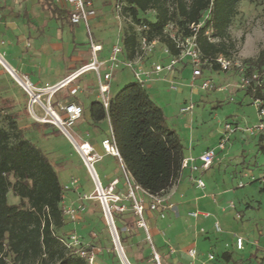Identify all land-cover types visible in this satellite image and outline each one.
Wrapping results in <instances>:
<instances>
[{"label": "rangeland", "instance_id": "obj_1", "mask_svg": "<svg viewBox=\"0 0 264 264\" xmlns=\"http://www.w3.org/2000/svg\"><path fill=\"white\" fill-rule=\"evenodd\" d=\"M29 1L39 4L42 9L56 6L69 12L66 0ZM119 1L124 0H93L97 15L92 22L90 21L92 37L109 52L134 26L128 14H124L123 11L121 15L117 14L115 5ZM9 4L6 5L4 1V6L0 5V11L9 9L13 13V7L11 3ZM263 8L264 0L240 1L237 14L229 26L230 36L235 41L234 48L229 49V56L241 63L240 69L233 68L229 72H222L206 68L202 77L195 82V87L191 88L189 84L192 68L179 64L173 76L163 72L160 75L163 79L150 82L148 85L152 88L150 92L147 91L150 98L162 109L168 126L175 130L184 148L189 146L190 149L196 150L217 145L226 134V124H232V127L236 128L224 149L217 152L213 167L201 176L207 185L206 196L210 200L206 201V206L201 209L209 212L212 218L199 219L197 227H191L188 223L190 212L187 213L191 206L185 203L190 200V191L184 187L176 193V207L173 212H167L165 215L171 220L170 214L175 213L174 219L180 220L182 230L171 233L172 247L167 240L162 239L161 232L155 236L154 246L163 258L162 264H264V183L260 180L264 169V148L262 149L264 136L260 139L261 134L255 128L259 122L258 110L264 108V100L257 104L246 94V84L242 81L246 60L255 59L264 47ZM25 12L21 15H26L27 18L26 9ZM139 16L153 21L155 14L147 11L140 13ZM205 18L206 14L203 19ZM56 20V38L59 41L65 42L64 28L74 27L79 43L74 41L71 56L75 60L85 61L88 56L89 39L84 27L81 24L72 25L67 15H58ZM169 61L163 47L158 43L152 53L142 56L141 62L148 67L153 63L165 66ZM2 66L0 62V127H7L1 108L14 112L17 124L22 128L26 138L41 148L54 165L66 189L63 209L71 207L75 209L79 206L82 208L78 209L76 220L71 221L65 217V227L56 234L67 244L71 241L70 236H75L80 243L78 247L71 246L70 250L78 255L85 252L89 264H125L115 249L97 198L95 183L80 154L52 123L53 119L40 105L34 104L39 121L29 115L30 97ZM112 75H115L114 82L118 83V86L113 87L114 91H119L129 82H136L132 72L127 68L114 69ZM204 80H210L211 87L207 90L200 89ZM260 82L264 86V71ZM94 88L96 85L91 74L77 79L75 83L61 89L51 98L53 103L51 110L64 120V115L55 109L54 102H75L83 108V116L67 130L77 143H89L94 148V153L102 156L94 163V169L97 171L104 193L109 198V206L115 204L124 206L123 212H111V215L119 242V234L124 237V242H120V246L125 258L129 264H154L151 246L143 233L137 227L129 228L128 224L134 223L135 216L130 204L122 199L126 190L122 171L115 159L103 156L101 142L108 135L106 123L94 125L87 122L88 93ZM262 92L264 94V89ZM47 99L46 95L41 97L43 102ZM189 100L194 105L192 114H181L180 108ZM100 165L104 174L100 171ZM114 182H116L114 190L110 191ZM240 182L244 187L238 188ZM114 196L121 197V201L115 202ZM8 202L14 204L18 199L9 193ZM213 219L214 222H219L220 233L214 231ZM154 220L159 223L156 224L158 230L162 231L160 222L155 217ZM197 228L198 231L195 230ZM182 235L186 239L182 240ZM236 237L243 239V250L236 249ZM189 248H195L197 253L195 259L187 256ZM172 249H176L175 253H171ZM223 253L228 255L227 258L222 256ZM208 255H213L214 260H209Z\"/></svg>", "mask_w": 264, "mask_h": 264}, {"label": "trees", "instance_id": "obj_2", "mask_svg": "<svg viewBox=\"0 0 264 264\" xmlns=\"http://www.w3.org/2000/svg\"><path fill=\"white\" fill-rule=\"evenodd\" d=\"M240 1L243 0H124L122 11L131 17L134 26L145 24L147 39L157 40L171 55H177L179 49L164 33L168 25L180 38L195 36L205 57L231 58L229 49L234 48L235 41L229 26ZM56 11L53 7L52 13ZM147 11L154 12L153 21L140 18L139 14ZM134 26L122 39L128 59L138 52ZM245 65L246 94L255 101L264 100L260 82L264 47ZM208 69L219 71L216 64ZM1 110L7 127H0V264H89L86 257L67 248L56 234L66 225L62 207L66 189L54 165L41 148L26 138L16 114L6 108ZM88 112L94 125L109 120L121 161L137 185L162 195L176 183L184 147L144 87L129 82L111 97L107 110L93 100ZM9 193L18 199L17 203L8 202ZM128 225L136 228V216ZM119 237L123 243L124 237Z\"/></svg>", "mask_w": 264, "mask_h": 264}, {"label": "built area", "instance_id": "obj_3", "mask_svg": "<svg viewBox=\"0 0 264 264\" xmlns=\"http://www.w3.org/2000/svg\"><path fill=\"white\" fill-rule=\"evenodd\" d=\"M67 4L70 7L69 13V21L72 25L82 24L85 28V32L87 38L89 39L90 45V52H91V61L82 65L78 69L74 70L68 76H66L63 80L58 82L57 84L46 87V88H36L30 81L27 75H17L16 76L20 79V81L25 85L21 88L26 93L28 97H30V103L28 107L29 115L36 121H39L40 118L38 117L37 113L34 109V104H38L41 108L45 111L46 114H49L51 118H55L53 123L56 125L59 130L69 139V135L74 139V137L69 133L67 128L72 126L77 120H79L83 116V108L74 103H62V102H54L55 109L61 112L65 119L61 120L59 115L51 110L52 102L51 98L59 92L64 87L70 85L71 83L75 82L77 79L81 78L82 76L93 73L97 90H98V99L99 102L102 104L105 110L109 107V102L111 99L110 96V82L112 79V73L114 69H118L120 67L127 68L132 72V75L135 78V81L141 85L142 87H148L150 82L161 80L163 78L160 75L165 72L173 76L175 73L176 67L179 64L183 66L189 65L192 68V75H191V82L189 86L191 88L195 87V82L202 77L203 70L211 68L214 64L218 65L219 70L222 72H229L233 68L240 69L241 63L234 61L232 58H227L224 56H218L214 59H209L205 57L197 44L196 37H188V38H180L176 35L175 29L172 25H168L164 33L172 40L175 44V47L179 49V53L177 55L169 54L166 48H163L166 55L169 57V63L165 66L153 63L151 66L146 67L141 61L142 56L148 55L153 52L154 48L158 44L157 40L149 41L147 37L144 35L146 32V25L145 24H138L134 26V32L137 34V41H138V52L133 59H128L125 55V50L122 44V41L119 40L116 44L113 45L111 48L110 54L107 60L100 61L98 60V54L102 51V46L99 44H95L94 39L92 37L91 28H90V21L96 17V10L94 8L93 0H66ZM122 1H119L115 5V9L118 15L122 14ZM172 78V77H171ZM172 82V79H170ZM242 81L244 84L247 85V80L243 77ZM65 82V83H64ZM169 82V81H168ZM211 87L210 80L202 81L200 85V89L207 90ZM48 96L46 102L41 100L42 96ZM35 100V101H33ZM256 103H260L259 100H256ZM194 109V105L191 100L187 101V103L180 108V113L185 115H191ZM258 118L259 122L255 125V128L262 136H264V108L258 110ZM236 131L235 127H232V124H226L225 126V136L219 140L217 145L213 148H209L203 153H201L197 157L189 156L184 157L181 163V172L183 170L188 169L189 180L192 186L201 192H203V196L205 194V183L202 180L201 176L210 170L212 165L214 164L216 155L218 151H221L226 146L230 136ZM70 140V139H69ZM75 140V139H74ZM71 141V140H70ZM77 143V141L75 140ZM73 144V142L71 141ZM79 149H77L74 144L73 146L80 154L81 158L83 159V163L86 166L90 176L92 177L96 192L97 198L100 201L102 210L105 214H109L111 219L112 215L111 212H123L124 206L121 205H112L109 206L108 204V197L104 193L101 183L95 174L94 163L102 158L101 155L94 153V148L87 142L79 144ZM101 147L104 154L111 155L116 157L119 160L121 165V171L123 175L124 184L126 186V192L122 195V199L125 202H128L131 206V209L136 216V227L142 229L146 234V239L149 242L151 249H152V260L154 264H162V258L158 251L156 250L151 236L149 234L148 226L144 220V213L146 210L157 213L159 217L164 218L165 212L172 208V205L169 203L170 197L175 193L176 185L179 182V179L176 183L169 189L168 192L162 195H154L146 190L142 189L139 185H137L129 173L125 170V167L121 161L117 148L114 144V137L112 134L111 127L109 126V135L107 138L102 140ZM91 159V160H89ZM92 173L95 175V180L92 176ZM97 178V180H96ZM180 178V177H179ZM264 183V169L260 179ZM116 182L112 184L110 187V191L114 190V185ZM244 185L240 182L238 184V188H242ZM115 202L121 201V197L114 196ZM80 208H64L63 214L65 217H68L71 221L77 219ZM190 218L197 219L198 217L202 218H209L210 214L206 212H190L188 214ZM113 221V219H112ZM114 224V222H113ZM115 226V225H114ZM213 229L216 233L221 232V227L218 221L213 223ZM116 230V228H115ZM117 233V232H116ZM118 236V235H117ZM71 241L69 244L65 243L62 239L61 242L67 247L71 248V246L78 247L80 243L75 236H70ZM119 239V238H118ZM120 243V242H119ZM235 246L237 250H243L244 241L241 237L235 238ZM197 253L194 248H189L187 250V256L190 259H195ZM82 257H85V252H82ZM209 260H214L213 255H208Z\"/></svg>", "mask_w": 264, "mask_h": 264}, {"label": "crops", "instance_id": "obj_4", "mask_svg": "<svg viewBox=\"0 0 264 264\" xmlns=\"http://www.w3.org/2000/svg\"><path fill=\"white\" fill-rule=\"evenodd\" d=\"M4 1L6 2V5L11 3L14 12L11 13L9 9H4L0 11V56L6 62L8 68L11 69L14 73H16L17 75H27L29 81L36 88H46L57 84L70 73H72L74 70L91 61L90 45L87 49L89 53L87 52L88 56L86 57L85 61L81 62L75 60V58L71 56L74 48V41L78 42L73 26H71V29H69V27L64 28L66 34L65 42L59 41L56 38V17H58V15L68 16V14L70 13V7L69 12L67 13L66 11L59 9L56 6H50L48 9H42L39 4H34L29 0H0V5L4 6ZM53 7L57 9V11L54 13H52ZM25 9L28 13L27 18L26 15H24L25 17L21 15L22 12L26 13ZM41 31H43V34L41 33ZM74 38L76 40H74ZM94 42L95 44H99L102 46V51L98 54V60H107V57L109 56L110 52L107 51L103 47V45L97 40L94 39ZM89 74H91V76L93 77V81L96 85L94 74ZM89 74H86L84 76H89ZM114 76L115 75H112V79L110 82V96L118 92L113 90L114 86H118V83L114 82ZM73 83H71L70 85H72ZM146 89L149 92L152 90V88H149V86L146 87ZM88 97L89 101L86 105V111L88 115L87 122L92 123L89 117L88 105L93 100L99 101L97 85L96 88H94L88 93ZM56 102L65 103V101ZM102 122L106 123V132L109 135V120L105 119ZM108 135H106L104 139L107 138ZM215 146L216 145L196 150H192L189 148V146H187V148H184V157H197L207 149L213 148ZM104 155L115 159L116 164L121 169L119 160L116 157L104 154L103 152V156ZM108 163L110 168L111 162L109 161ZM99 168L100 171L104 174L103 167L100 165ZM113 168L115 169V167ZM189 174L190 172L188 169H185L183 170V172H181L179 182L176 185V188H174L175 193L169 199V203L172 205V208L167 210L165 213H170L171 211L173 212L174 208L176 207L175 195L176 193L180 192L184 187H187L190 191V200H188V202H185L191 206L190 209H187V213L194 211L204 212L201 208H204L206 206L205 202L210 200L207 198V196H203V192L196 190L192 186L189 180ZM205 186V194L208 195L207 185ZM115 189L117 191V186L115 187ZM125 192L126 190H124V194ZM64 203L65 202L63 201L62 205ZM174 214L175 213L170 214V216L172 217V219L170 220L167 218L168 215H165L164 218H160L158 217L157 213H152L148 210L145 211L144 220L148 226L152 242L154 241L153 244L155 243V236H157L161 232L160 234L163 237L162 239L164 241L167 240V243H169L172 247L171 241L173 239L171 238V233L182 230V226H180V220L174 219ZM154 217L160 222V225L163 228L162 231H159L156 227V224L158 222L154 220ZM210 218L212 217L210 216L207 219ZM188 219V223H190V226L196 228L197 220L205 218L198 217L197 219ZM139 230L143 233L146 238L145 232L142 229ZM195 230L198 231L199 229L197 228ZM184 239H186V237L183 236L182 240ZM175 251L176 249H172L171 253H175Z\"/></svg>", "mask_w": 264, "mask_h": 264}, {"label": "water", "instance_id": "obj_5", "mask_svg": "<svg viewBox=\"0 0 264 264\" xmlns=\"http://www.w3.org/2000/svg\"><path fill=\"white\" fill-rule=\"evenodd\" d=\"M0 59L4 62L5 65H7L6 62L1 58V56H0ZM7 68H8V67H7ZM8 69H9V68H8ZM64 132L67 134V132H66L65 130H64ZM64 132H63V133H64ZM68 137H69V139L73 142L74 146H75L77 149H79V146H78V144L75 142V140H74L70 135H69ZM96 180H97V178H96ZM103 214H104V218H105V220H106V223H107V225H108V227H109V230H110V233H111V236H112L113 243H114V245H115V249H116V251L118 252V254H119L120 258L123 260V262H124L125 264H129L128 261H127V259L125 258L124 252H123V250H122V248H121V246H120L119 239H118V236H117V233H116V230H115V226H114V224H113V221H112L110 215H109V214H105L104 211H103Z\"/></svg>", "mask_w": 264, "mask_h": 264}, {"label": "bare ground", "instance_id": "obj_6", "mask_svg": "<svg viewBox=\"0 0 264 264\" xmlns=\"http://www.w3.org/2000/svg\"><path fill=\"white\" fill-rule=\"evenodd\" d=\"M0 62L3 64V66L5 67V68H7L8 66L7 65H5L4 64V62L0 59ZM7 70H8V73H9V75L16 81V83L17 84H19V86L20 87H22L24 84L20 81V79L16 76V74L11 70V69H8L7 68ZM65 83V82H64ZM25 86V85H24ZM33 101H35V100H33ZM49 115V114H48ZM53 119V123H54V121H55V118H52ZM68 139V138H67ZM69 140V139H68ZM70 141V140H69ZM71 142V141H70ZM89 160H91V159H89ZM95 174H96V176H97V178H98V175H97V173H96V171H95ZM92 176H93V178H94V180H95V175L92 173ZM99 179V178H98Z\"/></svg>", "mask_w": 264, "mask_h": 264}]
</instances>
